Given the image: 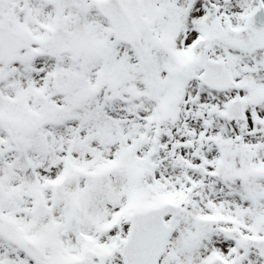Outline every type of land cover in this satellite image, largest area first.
I'll return each instance as SVG.
<instances>
[{
	"label": "snow or ice",
	"instance_id": "6c2138e0",
	"mask_svg": "<svg viewBox=\"0 0 264 264\" xmlns=\"http://www.w3.org/2000/svg\"><path fill=\"white\" fill-rule=\"evenodd\" d=\"M0 264H264V0H0Z\"/></svg>",
	"mask_w": 264,
	"mask_h": 264
}]
</instances>
